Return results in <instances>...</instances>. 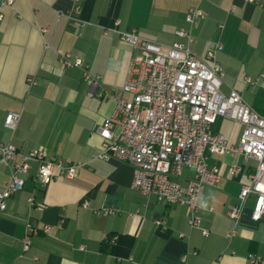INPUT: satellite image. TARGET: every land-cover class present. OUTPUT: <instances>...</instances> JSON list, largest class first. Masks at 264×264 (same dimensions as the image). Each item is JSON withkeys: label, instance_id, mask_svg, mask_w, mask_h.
Masks as SVG:
<instances>
[{"label": "crops", "instance_id": "crops-1", "mask_svg": "<svg viewBox=\"0 0 264 264\" xmlns=\"http://www.w3.org/2000/svg\"><path fill=\"white\" fill-rule=\"evenodd\" d=\"M194 5V0H14L12 5L0 0V144L22 153L43 149L79 165L73 179L56 178L41 187L33 181L32 164L0 217V264H250V256L264 264V220H250L254 198L247 200L230 240L226 234L233 225L223 215L237 203L252 161L209 157L221 177L199 193L204 236L189 228L187 207L159 204L132 189L130 165L95 157L101 147L96 130L125 97L122 85L134 55L110 30L136 29L165 48L180 41L174 31L188 28L184 16ZM201 9L204 18L190 31L191 52H212L206 62L223 71L221 93L237 91L264 116V0H205ZM66 55L98 77L92 97L82 68L64 65ZM8 113L19 115L12 131L3 126ZM213 130L236 145L242 127L221 119ZM232 166L240 167L235 177L227 174ZM190 177L184 168L180 185ZM8 180L9 168L0 162V191ZM30 196L40 209L29 208ZM27 221L49 232L39 231L23 252Z\"/></svg>", "mask_w": 264, "mask_h": 264}, {"label": "built area", "instance_id": "built-area-1", "mask_svg": "<svg viewBox=\"0 0 264 264\" xmlns=\"http://www.w3.org/2000/svg\"><path fill=\"white\" fill-rule=\"evenodd\" d=\"M13 1L6 0V4L12 5ZM194 1L195 5L184 16L188 28L175 30L174 35L180 41L168 47L141 38L136 29L110 30L134 49V55L122 85L125 97L96 130L101 147L95 157L112 158L130 165L132 189L143 196H152L159 204L187 207L189 228L200 230L204 236L207 232L202 230L198 216L199 193L205 187H215L221 177L220 169L209 165V157L235 155L244 165L252 161L254 166L246 175L237 203L223 211L233 225L226 234L230 240L237 234L250 197L254 198L250 220L254 223L264 220V116L248 106L237 91L221 93L223 71L217 63L208 65L206 62L213 59L212 52L203 56L191 52L190 31L204 18L201 4L205 0ZM77 12V8L74 9V14ZM69 18L74 20L72 15ZM62 60L69 68H82L83 80L88 85L87 96L92 97L98 77L91 75L88 66L81 61H72L68 55ZM18 119V114L8 113L3 126L12 131ZM221 119L242 127L236 145L213 130ZM0 162L9 168V180L0 191V217L7 201L22 190L32 164H36L33 181L41 187L56 178L73 179L79 167L69 160L50 157L43 149L22 153L9 143L0 144ZM184 168L190 171L191 177L182 186L178 180ZM239 172L238 166L227 169L230 177ZM26 202L29 208L40 209L32 196ZM39 231L48 233L49 228L39 229L26 222L21 238L23 252L29 249ZM185 260L186 255L182 262ZM248 261L262 264L255 256H250Z\"/></svg>", "mask_w": 264, "mask_h": 264}]
</instances>
